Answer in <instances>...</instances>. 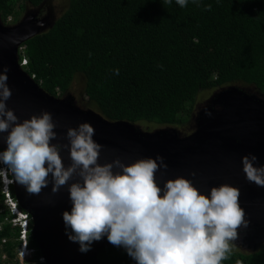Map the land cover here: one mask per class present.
I'll use <instances>...</instances> for the list:
<instances>
[{
    "label": "trees",
    "instance_id": "16d2710c",
    "mask_svg": "<svg viewBox=\"0 0 264 264\" xmlns=\"http://www.w3.org/2000/svg\"><path fill=\"white\" fill-rule=\"evenodd\" d=\"M45 1L0 0L1 20L14 25ZM51 24L21 46L23 70L56 98L84 75L88 103L111 122L188 130L202 92L244 84L264 98V0H189L183 8L175 0H69ZM12 218L0 185V244L6 240L1 251L9 259L0 251V264H18L20 228ZM28 242L40 255L30 232ZM97 259L133 264L113 245ZM220 264H264V246L244 250L230 242Z\"/></svg>",
    "mask_w": 264,
    "mask_h": 264
},
{
    "label": "clouds",
    "instance_id": "9594fccd",
    "mask_svg": "<svg viewBox=\"0 0 264 264\" xmlns=\"http://www.w3.org/2000/svg\"><path fill=\"white\" fill-rule=\"evenodd\" d=\"M188 2L175 0L181 8ZM191 2L199 6V0ZM210 7L205 5L206 10ZM21 62L23 69L25 65ZM113 73L118 74V69ZM10 95L5 68L0 71V133H6L0 137L4 144L0 150V165L4 166H0L2 193L1 176L8 172L33 194L47 186L49 177L53 193L67 183L70 208L62 211L61 219L67 240L78 245V252L87 253L93 242L106 239L123 249L133 264H220L230 242L237 237V228L247 225L237 188L220 184L205 194L183 176L164 180L160 186L155 173L167 166L159 156L131 163L120 159L98 163L102 145L93 139L94 128L88 122L67 128V145L51 143L56 139L51 113L42 111L18 121L13 110L6 107ZM62 147L68 151L67 166L59 154ZM241 165L246 179L264 186V165L256 166L255 155L242 156ZM70 180L73 182L68 183ZM12 199L17 203L18 213L28 215L32 229L31 216L22 212L16 196ZM8 209L13 215L12 224L18 215ZM18 242L17 262L20 231ZM27 247L34 250L27 263L38 264L40 258L43 264L44 257L39 249L37 255L28 239Z\"/></svg>",
    "mask_w": 264,
    "mask_h": 264
},
{
    "label": "water",
    "instance_id": "95a60500",
    "mask_svg": "<svg viewBox=\"0 0 264 264\" xmlns=\"http://www.w3.org/2000/svg\"><path fill=\"white\" fill-rule=\"evenodd\" d=\"M45 4L48 0L14 25L4 24L0 17V71L7 69V86L11 90L5 103L18 121L42 111L51 113L56 125V139L51 143L60 145L68 143L67 128L88 122L94 128L93 139L102 145L98 163L113 159L131 163L159 156L167 166L155 173L160 186L177 176L191 180L205 194L213 186L231 185L239 190L238 203L247 221L246 226L237 228V237L231 242L248 250L264 243V186L246 179L241 165V157L249 154L256 156V166L264 165V100L236 86L222 88L198 112L194 131L181 136L175 128L143 131L129 122H111L98 112L80 108L71 97L48 95L20 67L18 57L27 40L52 26L48 24L53 18L50 13L39 18ZM4 135L0 133V137ZM3 147L0 139V150ZM59 154L67 166V148L62 147ZM67 186L66 183L53 193L49 177V183L39 193L27 192L15 179L13 189L19 205L31 216V238L47 264H99V252L111 245L106 239L93 242L90 251L80 253L78 245L69 242L64 234L61 213L70 208Z\"/></svg>",
    "mask_w": 264,
    "mask_h": 264
},
{
    "label": "rangeland",
    "instance_id": "374dc122",
    "mask_svg": "<svg viewBox=\"0 0 264 264\" xmlns=\"http://www.w3.org/2000/svg\"><path fill=\"white\" fill-rule=\"evenodd\" d=\"M68 6H69V0H48V4H45L43 6V8L46 12L44 14H42L39 18H43L45 16H48L49 13L52 15L53 18H57L68 9ZM30 11H32V8L28 7L24 11V13H22L21 19L23 18V16L27 12H30ZM85 82L86 81H85L84 75L77 74L75 76V78L73 79L65 97H67V96L71 97L74 100L75 104L84 110L90 109V110L97 112L94 109V107L92 106V104L90 102L88 103V98L85 96V93H84ZM236 87H238L240 90H244V92H246L248 94H256L258 96L257 92L249 86H246L244 84H240ZM217 91H207V92H202L199 94V96L197 97L196 105H195V114H194V118H193V121L191 124L192 125L191 128L190 129L188 128V130H187V127L175 128L181 134V136L187 135V133L190 132V130H192L191 133L194 131L195 124H196L195 123L196 117H197L198 112L208 104L210 99L214 96V94ZM258 97H260L264 100L263 97H261V96H258ZM138 126L143 131H147L148 129L150 131H154V130L158 129L157 127H154L153 125H146L143 123L138 124Z\"/></svg>",
    "mask_w": 264,
    "mask_h": 264
},
{
    "label": "built area",
    "instance_id": "2783aa9c",
    "mask_svg": "<svg viewBox=\"0 0 264 264\" xmlns=\"http://www.w3.org/2000/svg\"><path fill=\"white\" fill-rule=\"evenodd\" d=\"M22 65H26L27 60H22ZM1 167H4L0 165ZM3 182V193L6 196L7 205L9 206L11 212L13 214H17L18 217L12 220L13 226H20V241H21V249L18 252V262L19 264H28L27 260L34 254V250H31L27 247V239H28V231H29V217L28 215H23L18 213L17 211V203L14 199H12L10 187L14 184L13 179L11 178L10 172L6 173L4 176H1ZM6 240H3L2 243H5ZM2 249V246H0ZM2 260L6 261V254H2ZM38 264H42L41 259L39 258ZM43 264H46V260L43 258Z\"/></svg>",
    "mask_w": 264,
    "mask_h": 264
},
{
    "label": "flooded vegetation",
    "instance_id": "af4514ba",
    "mask_svg": "<svg viewBox=\"0 0 264 264\" xmlns=\"http://www.w3.org/2000/svg\"><path fill=\"white\" fill-rule=\"evenodd\" d=\"M54 18H52V20H53ZM49 21V20H48ZM50 22L52 23V21H49V23L48 24H50ZM249 241H247L246 240V242L245 243H248ZM244 244V243H243ZM239 246V248H241V249H244V250H248L247 248H245V247H243V245H238ZM263 247L264 246V243H262V244H257L256 245V247L255 248H258V247Z\"/></svg>",
    "mask_w": 264,
    "mask_h": 264
},
{
    "label": "bare ground",
    "instance_id": "6f19581e",
    "mask_svg": "<svg viewBox=\"0 0 264 264\" xmlns=\"http://www.w3.org/2000/svg\"><path fill=\"white\" fill-rule=\"evenodd\" d=\"M21 60H22V59H21ZM7 207H9V206L7 205ZM22 212H23V213H27V214H28V212H26L25 210H23ZM29 228H30V227H29Z\"/></svg>",
    "mask_w": 264,
    "mask_h": 264
}]
</instances>
